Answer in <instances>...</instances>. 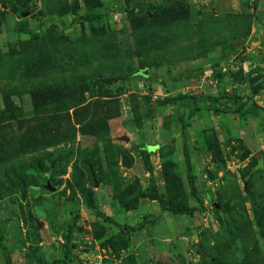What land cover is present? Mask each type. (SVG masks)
<instances>
[{
  "label": "rangeland",
  "instance_id": "374dc122",
  "mask_svg": "<svg viewBox=\"0 0 264 264\" xmlns=\"http://www.w3.org/2000/svg\"><path fill=\"white\" fill-rule=\"evenodd\" d=\"M181 94L264 108V0H0V237L11 264H264V110L241 126L199 100L174 124Z\"/></svg>",
  "mask_w": 264,
  "mask_h": 264
},
{
  "label": "trees",
  "instance_id": "16d2710c",
  "mask_svg": "<svg viewBox=\"0 0 264 264\" xmlns=\"http://www.w3.org/2000/svg\"><path fill=\"white\" fill-rule=\"evenodd\" d=\"M243 5L245 7L249 6V2L251 0H241ZM257 0H252V5L256 4ZM100 16V14H98ZM71 89H66L63 87H56L52 88L51 92L53 93H59V96L62 98H71ZM49 96V95H48ZM47 96H45L43 99H45ZM199 100H206L208 103V109L215 115H225L229 116L231 114L236 115L239 123L241 126H245L246 121L248 119H252L257 117L258 112L261 110H264L262 106H260L258 103L254 101V99L251 96H240L238 94H221V95H193V94H181L180 96L176 97L173 101V106L176 109L174 114H171L172 118L171 121L174 124H178V119L181 118L180 113L177 112L179 110H184L185 107L189 105V103L194 104L192 108V112L199 111V106H197V101ZM177 112V113H176ZM31 119V118H30ZM38 119V118H37ZM36 119V120H37ZM46 124V123H45ZM186 124L184 122H181L180 129H181V137H182V155L186 167L187 172V181L190 189V193L192 196L196 197V186H195V180H194V174L192 173V165L189 158V152L186 142V131H185ZM47 176V173L45 174V177ZM83 203L88 206L90 209L93 210L94 214L103 220L112 223L116 226L118 224L108 215L101 212L98 207L89 199L84 198ZM197 208L195 207H177L173 208L170 211L172 213H179V212H185L187 214H192ZM76 217V214L74 215V219ZM73 222L69 225L68 233H67V241L66 243L71 239L72 229H73ZM75 242H70V244L66 245L65 247V255L70 252V247H74ZM0 247L3 251V256L5 260V264H11V259L9 255V251L5 247V245L2 243V239L0 237ZM62 262L60 259L53 260L50 264H60Z\"/></svg>",
  "mask_w": 264,
  "mask_h": 264
},
{
  "label": "water",
  "instance_id": "95a60500",
  "mask_svg": "<svg viewBox=\"0 0 264 264\" xmlns=\"http://www.w3.org/2000/svg\"><path fill=\"white\" fill-rule=\"evenodd\" d=\"M44 187L49 190H54V186L50 185V180L48 179V177L45 178Z\"/></svg>",
  "mask_w": 264,
  "mask_h": 264
},
{
  "label": "crops",
  "instance_id": "0c3cea01",
  "mask_svg": "<svg viewBox=\"0 0 264 264\" xmlns=\"http://www.w3.org/2000/svg\"><path fill=\"white\" fill-rule=\"evenodd\" d=\"M231 115H232V114H231ZM223 116H224L226 119H228L230 115H229V116H225V115H223ZM235 116H236V115H235Z\"/></svg>",
  "mask_w": 264,
  "mask_h": 264
}]
</instances>
